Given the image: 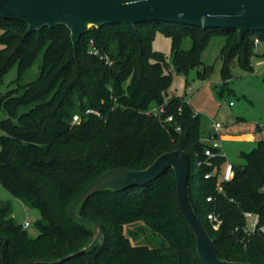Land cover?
Segmentation results:
<instances>
[{
  "label": "trees",
  "instance_id": "16d2710c",
  "mask_svg": "<svg viewBox=\"0 0 264 264\" xmlns=\"http://www.w3.org/2000/svg\"><path fill=\"white\" fill-rule=\"evenodd\" d=\"M0 28V87L13 66L18 72L17 86L0 99L7 115L0 122V184L39 213L38 235L32 237L14 221L10 204L0 202V264H203L171 169L145 187L96 192L77 208L87 223L71 214L80 194L101 174L141 171L175 150L190 157L193 206L219 257L264 264V232L243 230L245 212L258 214L264 224V137L241 153L243 162L233 164L234 177L222 182L218 193L217 176L226 158H207L204 140L210 133H203L200 115L184 97H169L170 64L152 48L157 33L170 38V66L187 74L202 66L208 40L221 35L226 38L220 55L226 79L235 58L242 68L253 69L255 40L264 41V31L248 32L238 44L233 29L148 22L136 25L137 40L123 25H105L82 35L75 55L64 25L26 34V23L0 19ZM187 40L191 47L185 50ZM92 46L99 55L90 53ZM40 57L38 77L21 84ZM161 106V114L150 113ZM88 109L101 117L86 115ZM75 115L80 120L73 124ZM169 116L173 121L166 123ZM208 173L213 176L205 178ZM211 213L222 220L217 230L208 220ZM95 223L101 228L99 239L79 253L93 242ZM136 224L159 237L160 244L133 245L125 228Z\"/></svg>",
  "mask_w": 264,
  "mask_h": 264
},
{
  "label": "water",
  "instance_id": "95a60500",
  "mask_svg": "<svg viewBox=\"0 0 264 264\" xmlns=\"http://www.w3.org/2000/svg\"><path fill=\"white\" fill-rule=\"evenodd\" d=\"M0 19L26 23V34L64 25L70 30L75 55L81 36L90 28L113 24L123 25L137 40L136 25L148 22L233 29L238 32V44H242L246 33L264 31V0H0ZM170 169L176 178L179 207L194 234L202 263L252 264L230 262L219 257L214 240L193 206L190 189L192 162L183 150L164 153L141 171L112 169L101 174L83 190L71 214L79 222L87 223L89 221L78 215L77 208L96 192L145 187ZM94 225L93 242L79 253L99 239L100 225Z\"/></svg>",
  "mask_w": 264,
  "mask_h": 264
},
{
  "label": "rangeland",
  "instance_id": "374dc122",
  "mask_svg": "<svg viewBox=\"0 0 264 264\" xmlns=\"http://www.w3.org/2000/svg\"><path fill=\"white\" fill-rule=\"evenodd\" d=\"M1 32L0 28V34ZM225 44V37L221 35L211 37L201 54L202 66L190 69L187 74H183L178 73L170 66L172 62L171 39L157 33L152 41V48L164 53L170 64L167 66V70L172 73V83L168 90L169 97H184L190 103L193 110L200 115L201 128L205 134L209 133L215 122L225 125L226 133L233 134L250 130L254 124L264 126V41L255 40L254 55L250 60L252 70L242 68L235 58L229 64L228 78L223 79L224 61L220 55ZM1 47L0 45V49ZM190 47L191 41L187 40L182 48L188 50ZM41 59L40 57L38 63L25 73L21 84H27L38 77ZM199 72L202 77H199ZM17 77V67L13 66L5 75L4 82L0 87V99L2 94L17 86L15 82ZM5 118L7 115L0 109V122ZM238 122L240 123L239 127L236 126ZM224 144L228 152V159L236 164L243 162L240 158L241 152H250L257 145L256 143L241 144L238 142H225ZM0 202L10 204L12 217L17 224L23 225L25 221L30 223V226L25 229L30 236L38 235V230L35 227V221L39 218L38 211L28 209L22 201L14 198L1 184ZM125 229L133 245L154 247L160 244L159 237L152 235L148 230L141 231L139 224L126 226ZM131 231L141 234L142 239L148 237L145 240L139 239Z\"/></svg>",
  "mask_w": 264,
  "mask_h": 264
},
{
  "label": "built area",
  "instance_id": "2783aa9c",
  "mask_svg": "<svg viewBox=\"0 0 264 264\" xmlns=\"http://www.w3.org/2000/svg\"><path fill=\"white\" fill-rule=\"evenodd\" d=\"M90 53L93 55H99V50L92 46V48L90 49ZM101 58H104L108 63H110V59L108 56H101ZM164 111V107L161 106L160 108H155L153 109L150 113H153L155 115H159ZM86 115H96L98 117H101V114L96 111V110H92V109H88L85 111ZM80 120V116L79 115H75L73 117V121L72 123L75 124L77 122H79ZM173 121V117L169 116L166 118L165 122H172ZM223 128L221 123H215L213 125V130L210 132V136L205 139V142L208 144V147L205 150V155L207 156V158H213L215 156H224L223 152H222V143H221V138H220V131ZM180 128L178 127L177 130H179ZM214 150H218L217 153L214 152ZM208 165H210V162H206ZM213 175L211 173H208L205 175V178H211ZM218 177V181L216 183L217 186V192L220 193L222 192V187L221 184L222 182H228L230 180H232V178L234 177V170H233V165L230 163L225 164L224 170L221 171V173L217 176ZM212 197H208L207 201H211ZM244 217L246 220V224L243 227V230L246 234L251 235L256 231H261L264 232V224L261 225L260 224V216L258 214L252 213V212H245L244 213ZM208 220L211 222L213 229L217 230L221 224H222V220L219 217V215H216L214 213H211L208 215ZM30 226V223L28 221H25V223L23 224V228L26 229ZM236 230H238V228H236Z\"/></svg>",
  "mask_w": 264,
  "mask_h": 264
},
{
  "label": "crops",
  "instance_id": "0c3cea01",
  "mask_svg": "<svg viewBox=\"0 0 264 264\" xmlns=\"http://www.w3.org/2000/svg\"><path fill=\"white\" fill-rule=\"evenodd\" d=\"M189 89H191V87H189ZM239 121V120H238ZM243 121V120H242ZM217 123V122H215ZM212 124V129H213V125ZM220 123V122H218ZM222 124V123H221ZM223 128L220 131V138H221V143H222V152L226 158V163H230V164H236L235 162H232L228 159V152L225 149V142H230V143H241V144H247V143H256L262 138L264 137V126H260L259 124H254V126L250 129V130H244L241 131L243 133H226V129H225V125H223ZM237 127L240 126V123L238 122L236 124ZM212 129L209 131V133L212 131ZM242 153V152H241ZM241 155V154H240ZM225 164L223 165L222 171L224 170Z\"/></svg>",
  "mask_w": 264,
  "mask_h": 264
}]
</instances>
